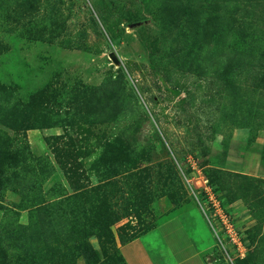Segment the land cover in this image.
Listing matches in <instances>:
<instances>
[{"label":"rangeland","instance_id":"374dc122","mask_svg":"<svg viewBox=\"0 0 264 264\" xmlns=\"http://www.w3.org/2000/svg\"><path fill=\"white\" fill-rule=\"evenodd\" d=\"M0 150V264H264V0H0Z\"/></svg>","mask_w":264,"mask_h":264},{"label":"crops","instance_id":"0c3cea01","mask_svg":"<svg viewBox=\"0 0 264 264\" xmlns=\"http://www.w3.org/2000/svg\"><path fill=\"white\" fill-rule=\"evenodd\" d=\"M160 235L157 236V232ZM167 230V231H166ZM169 229L157 227L121 245L126 264H208L202 257L193 238L181 230L174 242Z\"/></svg>","mask_w":264,"mask_h":264},{"label":"trees","instance_id":"16d2710c","mask_svg":"<svg viewBox=\"0 0 264 264\" xmlns=\"http://www.w3.org/2000/svg\"><path fill=\"white\" fill-rule=\"evenodd\" d=\"M3 154H4V153L0 150V157H1ZM22 155H23V153H22V151H20V152H17V153L14 152V153H12V154H9V155H7V157H8L9 159H11L12 161L20 160V159L23 160L22 157H24V156H22ZM21 162H22V161H21ZM24 164H25V163H17V162H15L14 166L11 165L12 167H10V168L14 169L13 179H12V181H11L10 178H7V179L5 180V177H3V179H2V184H3V185H6V184H8L9 182H12V184L21 185L22 182L20 181V178L22 177V175H23V171L25 170ZM3 167H4V164L1 162V163H0V170H1ZM91 228H92V232H93L94 234H97L98 236L101 234V230H100V229H96V228H97L96 226H91ZM151 229H153V228H151ZM151 229H147L146 231L142 232V233L139 234L138 236H135V237H133L132 239H130L128 242H130V241H132L133 239H135V238H137V237L143 235L144 233L150 231ZM76 232H77L76 230H72V231H71V234H72V236H74V238H75V236H76ZM88 235H89V234H88ZM86 236H87V235H82V237H85V238H86ZM75 239H77V238H75ZM123 258H124V257H123ZM124 262H125L124 264H126L125 259H124Z\"/></svg>","mask_w":264,"mask_h":264}]
</instances>
